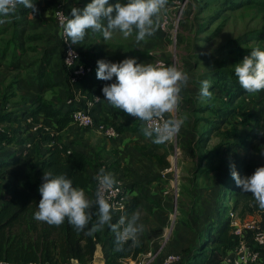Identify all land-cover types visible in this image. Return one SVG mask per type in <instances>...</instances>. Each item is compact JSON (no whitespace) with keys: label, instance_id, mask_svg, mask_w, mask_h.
Listing matches in <instances>:
<instances>
[{"label":"trees","instance_id":"1","mask_svg":"<svg viewBox=\"0 0 264 264\" xmlns=\"http://www.w3.org/2000/svg\"><path fill=\"white\" fill-rule=\"evenodd\" d=\"M35 2L38 12L50 10L54 13L55 8L62 4L68 15L73 7L80 8L83 3L82 0H35ZM222 3L228 9L258 4L264 10V0H223ZM15 13L24 18L30 15L31 11L20 5ZM53 20L57 27L54 17ZM16 32L14 39L19 36ZM261 36L264 38L263 35ZM261 36L252 38L250 42L262 40ZM252 49L253 47L236 45L228 51L234 52L238 57L241 55L244 57L250 54ZM16 50L15 47V54H17ZM17 55L21 56V54ZM48 55L52 54L48 53ZM82 57V62L93 63L86 58V55ZM48 61L49 58L47 63ZM189 67L190 72L194 64L190 63ZM65 69L70 79L69 69L66 66ZM39 73L41 79L45 81L51 79L50 70L43 64ZM204 76L211 83L209 91L212 92V96L202 97L204 100L195 104L192 111L193 125L184 136L189 139L192 134L194 135L189 148L199 159L195 170L197 173L194 172L195 175L192 177L195 181L193 186L195 190L204 189L212 193L210 196L214 195L212 199L216 200V203L205 206V201L200 200L201 195L198 196L199 192H194V194L198 193L194 202H199L204 208L200 206V209H197L199 219L195 215L196 209L193 208L191 212L193 211L194 218L199 221L198 225L201 217L204 219L202 225H196V228L192 227L189 221L183 220L186 227L189 229L192 227L195 241L194 244L184 248L182 253L178 252L182 255V259L177 264H222L225 255L237 246L240 239V236L234 232L231 213L236 214L240 219L258 216L260 225L264 229V210L258 207L251 193H241L229 168L231 157L241 177L251 175L256 170L252 156L261 151V144L264 142V136L259 133V129L264 127L261 122L264 118V107L258 111L243 113L247 106L246 97H253L258 92L248 93L239 85L234 67L219 64L211 74ZM85 80L87 79L79 80L77 84ZM93 95L95 94L91 93L88 96ZM36 103V107L9 112L6 100L0 101V189L7 180L11 166L22 165L29 168L23 181L9 185L10 196L0 205V260L9 264H93L97 245L104 243L108 247L105 252V264H127L129 260L138 261L146 251L145 242L139 240L138 247H130L129 241L124 245L123 250L116 251L115 234L108 225H105L102 231L90 236L86 234L87 229L75 230L67 218L60 226L34 219L41 199L39 186L43 182L45 171H51L54 175L66 174L72 179L74 186L83 188L86 194L95 197L96 192V174L91 177L88 172L93 161L92 157L85 151L71 149L70 144L61 138V132L72 121L71 113L76 106L68 104L67 101L57 104L44 97H40ZM101 103L102 96L92 113ZM83 104L84 102H80L77 105L83 106ZM239 115L243 120H237L233 124V120ZM29 118L32 123L28 122ZM95 121L100 122L96 119ZM33 123L41 124L38 132L32 131ZM106 124L114 126L118 134L126 130L142 131L143 128L139 120L134 127L112 122ZM28 130L38 135L39 140L31 147V156L23 158L21 152L18 154L6 147L11 144L26 143L30 137L23 135ZM214 132L220 140L210 147L209 141ZM41 142L49 143L43 154ZM258 142L260 144H257ZM201 177L202 182H199L198 179ZM189 193L193 195L191 189ZM225 199H230V203H225ZM139 206L134 198L128 203L125 214L135 212ZM112 217V223L119 220L114 212ZM189 217L192 218V215ZM95 219L93 216L89 227L95 223ZM160 232L161 229H153L150 235H157ZM245 235L250 238L251 231H246ZM255 248L261 253V260L257 264H264V247L255 246Z\"/></svg>","mask_w":264,"mask_h":264},{"label":"clouds","instance_id":"2","mask_svg":"<svg viewBox=\"0 0 264 264\" xmlns=\"http://www.w3.org/2000/svg\"><path fill=\"white\" fill-rule=\"evenodd\" d=\"M168 0H121L110 4L109 0H91L85 7H73L71 15L60 21V35L65 42L80 44L87 32H102L104 41H110L119 32L127 39L136 32V42L145 41L155 34L159 27L160 14ZM22 5L34 15L39 11L35 0H0V24L9 22V17ZM69 55H73L72 52ZM97 79L114 82L102 88L104 99L114 108L144 122L143 134L157 145L174 141L180 132L184 119L178 116L182 101L181 91L190 79L187 72L176 65L162 62H138L137 58H126L120 62L101 59L97 62ZM239 85L248 93L264 90V50L253 48L250 54L234 66ZM210 81H202L201 96L210 98ZM264 136V127L259 129ZM264 155V149L259 153ZM230 173L241 193H251L258 207L264 210V166L257 167L253 174L241 177L233 161L229 162ZM39 186L41 199L34 214L37 221L60 226L67 218L75 230L94 235L105 225L115 234L116 251L123 250L130 241V247H138L139 236L144 225L138 223L140 212L130 218L121 216L112 223L115 205L109 202L110 193L118 183L114 175L101 168L95 180L98 187L95 200L86 196L83 188L74 186L66 174L54 175L45 171ZM95 208V212L93 209ZM95 215V223L89 227Z\"/></svg>","mask_w":264,"mask_h":264},{"label":"crops","instance_id":"3","mask_svg":"<svg viewBox=\"0 0 264 264\" xmlns=\"http://www.w3.org/2000/svg\"><path fill=\"white\" fill-rule=\"evenodd\" d=\"M82 1L83 3L80 8L85 7L88 3L91 2V0ZM169 1L170 0H168V2ZM116 2H118V0H109L110 4H114ZM121 2L126 3L127 0H121ZM198 5L199 0H191L187 8H185L183 11V17L180 22L182 23L184 30L178 32L180 34L181 40H177V43H172V45H174L173 51L176 52L177 59L178 48H180V52H182V56H184V58H186V56H188L189 54V50L183 52L184 44H182V40L183 37L187 36L188 34L192 36L189 37V40L193 39L195 30L192 31L191 23L192 19L196 15V7H198ZM38 13L44 15L40 16L43 18L39 19H43V21L45 22L44 28L47 29L51 34H48L47 32L37 33L35 35L29 36V39L30 41H38L42 40L43 38H49L48 43H50L51 45L47 44L45 45V47H27V49L31 50L32 52L43 50V54L40 55L41 58H36L37 60H34L36 62H34L33 67H37L33 70L35 74H33L31 78H25L23 80L27 81L28 85L34 88L37 93L36 98L33 99L31 103L23 105L21 109L36 107V102L39 100V97H44L45 99L52 100L57 104H61L65 102L66 97L71 93V91L73 92V95L80 100V102H84L88 95L91 93L100 94L102 96V103L93 111V116L97 121L103 123L112 122L117 125L123 124L124 126L134 127L138 120H135L132 116L124 113L120 109L114 108L104 99L102 88L105 86V84L114 82L115 78H113V81H102L97 79V62L101 59H107L112 62H120L126 58H137L138 62L156 63L157 59H162L166 62V65H171L172 59L175 57V55H173L172 59L169 58L170 54L169 52H167V49L169 48L167 45L170 44L168 34L165 31L161 30L160 27H158L154 35L147 37L145 41L137 43L135 39V31L133 35L128 37L127 39H125L121 33L117 32L112 40L104 41L102 32H92L91 30H89L84 40L81 41L80 44H76V47L82 55H86V58H89L93 62L94 73L90 78H88L81 84H73L67 75L63 63L59 29L55 26V24H52V22L54 23L53 11L42 10ZM38 13H35L34 15L30 14L24 18L20 17L18 13H14L10 16V20H14V18H16L17 25L24 24L27 26L28 20L32 19V17H34ZM170 14H172V11L168 8L162 10L160 14L159 26L161 21L163 20V17ZM70 15L71 13H69V16ZM188 27H190V29H188ZM18 31H20V28H14L12 34H14L15 32L16 34H18ZM178 33L177 36L179 37ZM16 39H14L15 43L10 42V44L14 45V50L15 47L16 49L18 48ZM24 43L26 42L24 41ZM7 44H9V42H7ZM191 44L194 45L195 43H193L192 41L191 43L187 44L186 47H191ZM172 45L171 49L173 47ZM48 53H51L52 55L49 56ZM48 58L49 63H47ZM1 61L2 59H0V62ZM31 63H33V61L30 62L29 65ZM42 64L51 72V79L48 81H45V79H41L39 77L40 66ZM172 64L187 72L190 77L187 87L183 88L181 91L182 101L178 111L179 117L186 118L184 119V124L182 125V127L185 126V128L189 130V127H192L193 125V108L197 102L203 101L204 99L201 96V89H199L200 83L203 80H198L196 78V72L194 71L196 67L195 63L193 69H191L190 72L188 71L190 68V63H188L185 59L181 62H179V60L178 62L174 61ZM1 66L2 64L0 65V67ZM202 78L206 79L204 75L202 76ZM29 132L32 133L28 130L23 136H27L28 134H30ZM143 136V131L126 130L122 133H119L117 137H108L95 128L82 127L81 129V126L73 121H71L61 132L62 140L70 144L71 149L85 151L92 157L93 161L91 163V166H89L88 168V172L91 177H94L101 168H104L106 172L112 173L115 178H123L126 184H124L125 190L128 193L129 198H131V200L135 198L140 204L138 209L135 211L140 212V220L138 221V223H142L144 225V231L142 234H140L139 240H143L145 242L146 250H148L156 247V245L160 241V238L162 237L159 236V234L155 236L150 235L151 230L166 229L167 223L170 219L169 215L167 214V208H169L170 206L169 195L171 194L170 192L172 190V187L174 186V182L172 181V184L163 185L159 178H157V175H154V173L156 172L155 157H152V160L145 161L147 165L146 167H149L146 172H142V169H138L140 165H142V160L144 159L140 158L137 149L133 146V144L135 145L137 139ZM193 137L194 135L192 134L190 140H193ZM177 139L178 134L177 138L174 139L175 145ZM29 140H27V142L23 145L19 144L21 147H24V150L23 148L21 149L26 153L28 152V150H31V147H33L29 143ZM48 146L49 143L41 142L42 154L46 152ZM162 146L165 150L166 146H169V143L163 144ZM13 147L14 144H11L7 145L6 148L8 150H12ZM14 167H19L22 169V171H25L22 165H15L9 168L7 180L2 185V187H7L8 195H6L5 193L2 201L10 196L9 185L12 183H18L9 178ZM125 167L131 168L130 174V170L129 172H127L124 169ZM172 171L173 168L168 173L166 172V170L161 171L162 176L160 177L167 180V175ZM25 176L26 173H24L22 181L26 178ZM1 191L2 190L0 189V192ZM173 192L174 191L172 190V193ZM206 192L209 193V191ZM211 194L212 193H209V197L207 196L206 199V203L208 205L216 203V200L214 201V199H212L214 195L210 196ZM88 195L89 194H86L89 199H92V197L93 199H95L94 196ZM2 201L0 205L2 204ZM227 203H230V200H228ZM133 213L127 214L125 217L130 218ZM250 218L260 220L258 216H252ZM194 241V234L190 233L188 242L186 243V245H182V249L189 247L191 244H194ZM107 249L108 247L105 246L104 243H100L97 245L93 264H105V252Z\"/></svg>","mask_w":264,"mask_h":264},{"label":"rangeland","instance_id":"4","mask_svg":"<svg viewBox=\"0 0 264 264\" xmlns=\"http://www.w3.org/2000/svg\"><path fill=\"white\" fill-rule=\"evenodd\" d=\"M222 2L223 0H219L218 2L217 0H202V2H199L198 7H196V15L192 19L191 23L192 31L195 30L193 39L189 40V37L192 36L188 34L187 36H184L182 40V44H184L183 52L189 50V54L186 58L182 56V52H180V48H178L177 59L176 52L173 51L174 45H172L174 41L173 37H175V35L177 40H181L178 32L184 30L182 23H178L173 32L168 34L170 44L167 45L169 47L167 52L170 54L169 58L172 59L173 55H175L172 59L171 65L174 61L178 62L179 60V62H181L184 59L188 63H195L196 67L194 71L196 72V78L198 80H205L202 76L205 74H211L214 68H216L219 64L234 67L235 64L241 62L246 55L244 57H242L243 55L238 57L234 52L230 53L228 51V49L230 50L236 45L247 48L258 47L261 50H264V38L261 36H264V10L261 9L258 4H250L238 9H228ZM40 16L44 15L38 13L32 17V19L28 20L27 26L24 24L17 25V19L14 17H12L14 20H10L11 17H9L8 23L0 24V59H2L0 62V65L2 64L0 67V101L6 100L7 110L9 112L19 110L23 105L31 103L37 95L34 88L30 87L28 82L23 80L25 78H31V76L35 74L33 70L37 67H33L34 62H36L34 60H37L36 58H41L40 55L43 54V50L32 52L27 49V47H45V45L50 44L48 43L49 38H43L38 41H30L29 39V36L37 33L47 32L48 34H51L44 28L45 22L43 19H39L43 18ZM52 24L54 23L52 22ZM14 28H20V31H18L19 36L16 39V44L18 46L16 52L17 54H21V56L15 54L14 45L10 44V42L15 43L14 34H12ZM188 29H190V27H188ZM176 31L179 37L177 36ZM258 36H261L263 39L260 41L253 40L250 42L252 38L254 39ZM24 41L26 43H24ZM192 41L195 44H191V47L188 46L189 48H187L186 45ZM7 42H9V44H7ZM171 45L173 46L172 49ZM158 60L159 59H157V61ZM32 61L33 63L29 65ZM201 87L202 82L200 83L199 89H201ZM72 97H74V95L71 91V93L66 97L65 102H68V100ZM245 102L247 103V106L243 113L246 114V112H250L252 110H260L264 107V90L258 92L253 97L247 96ZM242 118L243 117L239 115L237 119L233 120V124L236 123L237 120H243ZM261 122L264 125V118ZM187 132L188 129H186L185 126L181 127L180 132L178 133L176 145L174 140L169 143V146H166L165 150L162 145L154 144L151 138H147L145 136L140 137L137 139L136 144H133V146L136 147L140 158L144 159L142 160V165H140L138 169H142V172H146L149 167H146L147 165L145 161L152 160V157H155L156 172L154 175H157V178H159L163 185L172 184L173 181L174 186L172 187V190L174 192L172 193L171 190V194L169 195L170 206L167 208V214L170 219L167 223L166 229H162L163 231L161 230L159 233V236H162L159 243L156 247L146 250L144 254L140 256L138 261L129 260L127 264H160L167 254L172 252L182 253V245H186L188 242L189 234L193 231L192 227L196 228V225L199 223V221L194 218L196 215L199 219V212H197V209H200V206H204L199 204V202H194L196 199L195 195L198 194H194V192H199L198 196L201 195L200 200H204L205 206H208L206 199L207 196L209 197V193H207L204 189L195 190V186H193L195 181L192 180V177H194L195 173H197H194V171L198 166L199 159L189 148L194 139L190 141V138L188 139L184 136ZM30 134L27 135L30 137L29 143L34 146V144L38 142L39 137L36 134ZM219 140L220 137L214 132L211 134L209 146L212 147L216 145ZM257 144L260 143L258 142ZM261 145L262 150L264 149V142ZM21 148L24 149V147H21L19 144H14L12 150L18 154L20 152L23 153L24 158L31 156V150H28L26 153L25 151H22ZM260 152L261 151L256 153L254 152L255 154L253 153L254 155L252 156L255 162V169L257 167L264 166V155H260ZM23 168L25 171H22L19 167H14L9 178L13 181L21 182L24 173L29 171L28 167ZM168 168H173V171L167 175L168 179L165 180L160 177L162 176L161 171L167 170ZM124 169L127 172L130 170L129 174L131 173V168L125 167ZM116 180L122 181L125 184V181L121 177L116 178ZM198 181L202 182V177L199 178ZM190 189L192 190L193 195L192 193H189ZM1 190L0 203L5 193L8 195L7 187L3 186ZM127 198L129 203L131 198H129L128 193ZM92 200L95 199L92 197ZM227 202L228 200L225 199V203ZM194 203L197 204L193 205ZM193 208L196 209L195 215H193V211L191 212ZM93 212H95V208L93 209ZM189 215H192V218H190ZM250 217L252 216H248L247 218ZM184 219L191 223L192 227L190 229L183 223ZM203 219L204 217H201L200 219L201 225ZM206 221L209 220L206 219Z\"/></svg>","mask_w":264,"mask_h":264},{"label":"built area","instance_id":"5","mask_svg":"<svg viewBox=\"0 0 264 264\" xmlns=\"http://www.w3.org/2000/svg\"><path fill=\"white\" fill-rule=\"evenodd\" d=\"M191 0H170L165 9L172 11V14L165 15L160 23V29L165 31L167 34H171L174 28L180 23L183 17V11L187 8ZM54 19L59 29L61 19L69 16L65 10L62 8V4H59L54 10ZM173 25V27H172ZM177 33V31H176ZM174 43H177L176 35L173 37ZM62 52H63V62L64 65L69 69L70 80L73 84L77 83L79 80L88 79L94 73L93 64H88L82 62V54L76 47V44H71L70 42H65V38L60 35ZM72 52L73 55H69ZM157 62H162L166 65V62L159 59ZM101 96L98 94L92 97H87L84 101L83 106H79L80 100L74 96L68 100V104H73L76 107L71 113L72 121L83 128H95L102 132L108 137H117L119 134L114 126L107 125L106 123L95 121L93 117L92 110L100 102ZM134 119L138 120L136 117ZM140 121V120H139ZM28 122L32 123L31 118ZM144 127V122L141 121ZM41 124L32 125V131L38 132ZM177 136L175 137V139ZM172 168H168L166 172H170ZM98 173V172H97ZM96 173V175H97ZM98 183L96 181V189ZM109 202L115 205V210L113 211L118 217L126 216V208L128 205L127 192L125 190L124 183L118 181L110 193H106ZM233 217L232 225L234 226V232L240 236L237 246L225 255L222 264H257L261 260V253L255 246L264 247V229L260 225V220L245 218L240 219L236 214L231 213ZM251 231L250 238L245 235L246 231ZM150 254V253H149ZM182 259V255L178 252L169 253L160 264H177ZM0 264H9L7 262L1 261Z\"/></svg>","mask_w":264,"mask_h":264}]
</instances>
